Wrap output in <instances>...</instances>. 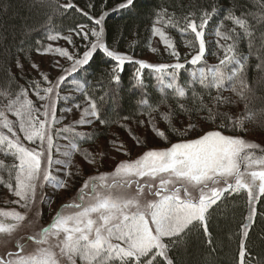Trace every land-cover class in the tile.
<instances>
[{"label": "snow or ice", "instance_id": "obj_1", "mask_svg": "<svg viewBox=\"0 0 264 264\" xmlns=\"http://www.w3.org/2000/svg\"><path fill=\"white\" fill-rule=\"evenodd\" d=\"M133 5L134 0H124L118 7L128 8ZM62 7L71 9L74 5L67 3ZM216 11L215 7H212L211 12L204 11L199 23L191 13L183 18L184 23L180 31L190 30L199 43L198 51L190 61L193 65L201 62L206 51L204 29ZM103 18L101 15L95 19V24L102 25ZM156 18L153 34L159 35L163 43L172 49L171 54L178 56L171 38L155 25L162 22L177 27L179 20L168 14L166 9L158 11ZM225 18L239 26L243 36L253 35L247 20L236 16L234 12L230 11ZM261 19H264V14ZM89 32L95 40L89 41L82 56L76 57L67 48H54L51 44L45 51L55 52L72 60L71 69L64 71L76 72L81 66L89 63L97 50H102L107 57L117 62L111 76L118 82L117 73L122 70L125 61L132 60V57L112 50L105 44L102 26L98 30L91 28L88 32L80 26L76 34L88 39ZM217 35H221L219 30ZM223 35L225 39L233 41L225 48L224 58L208 70L210 76L201 69L198 74L192 73V80L188 83V87L192 88V97L199 102L191 109L184 104H178L181 112L189 114V123L183 129H178L172 124L171 112L161 113L170 131L180 138L176 142L169 140L166 131L157 127L149 112L148 123L151 131L158 138L167 141L168 146L148 148L135 159L120 161L112 172L89 176L77 189L76 196L61 205L47 226L42 227L35 235L22 237L24 243L17 240L16 251H8L0 256V264H174L169 255L171 249L182 243L184 237L193 229H202L204 234L209 236V244L212 243L209 233V210L225 193H239L242 190L247 193L249 211L240 225L238 264H248L245 258L247 256L250 259L251 254L248 252L246 241L257 214L252 205L264 196V154L257 155L254 151L259 145L240 136L225 134L229 124L188 138L189 134L197 129L194 121L199 112H207L206 116L200 117L204 121H214L226 115L218 110L213 112V109L204 103L203 96L192 87L193 84L198 82L204 89L219 90L224 87L226 80L242 77L245 71L247 57L237 54V40L240 34L233 28ZM59 38V33L48 37L49 40ZM62 38L72 43L71 35ZM136 63L140 66L137 73L141 69L151 68L163 74L168 68L176 70L184 67L178 62L168 65L150 64L140 60ZM229 66H232L230 72L223 70ZM17 67L23 69L19 61ZM32 67L39 69L36 64ZM256 67L258 70H264V63L257 64ZM40 75L49 85L41 87L39 80L33 82L37 101L43 102L40 107H36V103L28 97V90L19 85V92L14 95L10 91H0V97L7 101L0 107V154L11 156L14 160L10 165L0 160V171L7 172V179L0 175V184L6 185L18 198L12 203L25 210L20 212L15 209H0V236L11 235L16 231L28 212H33V209L37 218L42 216V209L35 208V205L50 202L43 191L45 185L56 190L69 188V181L79 175V170L75 173L70 170L74 163V154L80 153L88 164L96 163L95 155L88 149L81 148L76 141L77 137L91 140L95 136V133L76 131L77 125H91L100 119L95 99L84 93L86 106L83 107L79 119L63 128H55L54 125L59 120L57 102L61 99L60 88L67 77L61 75L53 82L46 73ZM169 75L172 82L166 87L174 89L176 97H186L185 87L175 83V71ZM157 79L163 86V76ZM137 82H142L139 76ZM241 84L245 89L249 87L242 78ZM78 89L83 90V86L78 85ZM239 94L243 97V90ZM212 99L216 105L229 102L219 94ZM140 104L147 105L150 109L152 107L146 99L141 100ZM75 107L80 109L81 105L77 104ZM9 113L16 119H10ZM107 123L106 120H100L101 125ZM242 123V120L235 121L231 126L233 129L237 125L242 127ZM138 124L143 126L144 121H138ZM121 126L132 134L137 145L144 143L132 128ZM18 133H22L23 139L35 146H26ZM63 133H70L71 136L62 135ZM60 139L68 140V143L60 144ZM110 143L116 145L115 140ZM117 150L130 155L123 141L117 146ZM261 152L264 153V150ZM79 167L77 166V169ZM59 174H62L63 179ZM146 194L152 198L147 199ZM29 241H34L36 245L30 251L26 250Z\"/></svg>", "mask_w": 264, "mask_h": 264}, {"label": "trees", "instance_id": "obj_2", "mask_svg": "<svg viewBox=\"0 0 264 264\" xmlns=\"http://www.w3.org/2000/svg\"><path fill=\"white\" fill-rule=\"evenodd\" d=\"M67 3H72L74 7L64 9L62 6ZM121 3L124 0H0V91H10L14 95L19 92V85L33 93V82L36 80L31 64L37 53L45 51L49 45V35L59 33L60 36H69L74 33L77 37L72 36V44L76 46L86 40L76 34L80 26L99 29L95 19L103 15L101 26L104 28L105 44L112 50L131 56L132 60L125 61L122 70L117 73L118 82L111 76L117 62L107 57L102 50H97L89 63L76 72L75 76L83 81L84 88L73 96L74 103L84 100V93H87L95 99L100 112V119L95 120L85 131L95 133L94 138L89 140L77 137L76 141L81 148L90 152L97 150L96 147L101 144L112 146L110 141L113 140L116 141V146L121 141L125 144L128 137L133 139L132 134L121 126L127 125L144 141L139 145L141 148L165 147L168 142L151 131L148 113L151 112L157 127L166 131L168 139L176 142L180 137L170 131L161 113L171 112L172 124L178 129H183L189 123V114L181 112L178 104H184L191 109L199 102L192 97V88L188 87L192 73L198 74L204 69L210 76L208 70L219 64L224 58L225 48L233 42L232 39H225L223 34L235 28L240 34L237 54L247 57L245 71L242 77L226 80L224 87L219 90L204 89L198 82L193 84L192 87L203 96L204 103L213 112L218 110L226 115L214 121H204L200 117L206 116L207 112H199L194 121L197 129L188 138L223 124H229L225 134H253L264 138V70L256 67L257 64L264 63V19H261L264 14V0H134L133 6L119 8ZM212 7L217 11L204 29L206 51L201 62L193 65L190 61L196 55L199 43L190 30L180 31L183 18L191 13L199 23L201 14L204 11L211 12ZM164 9L174 19L179 20V25L172 27L161 22L155 26L164 27L170 34L178 56L171 54V48L157 50L154 53L155 61L150 64L172 65L178 62L184 67L176 70L168 68L163 74L151 68L141 69L137 73L140 66L136 61H145L153 47L152 29L157 19L156 13ZM230 11L247 20L253 34L251 37L243 36L242 29L225 18ZM218 30L221 35H217ZM81 51L84 49L81 48ZM17 61L23 65V69L17 67ZM231 67L223 70L230 72ZM173 71L176 75L175 83L186 89L187 95L184 98L176 97L175 90L166 87L172 82L169 74ZM138 76L141 83L137 82ZM159 76H163V86L157 79ZM241 78L249 86L247 89L241 84ZM242 90L243 97L239 94ZM218 94L229 102L216 105L212 97ZM144 99L152 106L151 109L140 104ZM6 102L4 97H0V107ZM63 105V101L59 103V112ZM125 117L128 119H124ZM100 120L108 123L101 125ZM141 120L144 121L143 126L138 124ZM239 120L243 121L242 127L237 125L233 129L231 124ZM83 159L80 153H76L73 164L76 166ZM0 160L10 165L13 158L0 154ZM72 172L75 173L76 170ZM0 175L7 179L6 171H0ZM77 177L72 178L74 182L71 181L75 185L79 180ZM3 185L0 184L1 193ZM255 208L257 214L246 241L251 258L246 256L245 259L248 264H264V196L256 201ZM248 211L246 191L225 193L209 210L212 243L209 244V236L202 229H193L184 237L182 243L171 249L169 255L174 264H238L240 225Z\"/></svg>", "mask_w": 264, "mask_h": 264}, {"label": "rangeland", "instance_id": "obj_3", "mask_svg": "<svg viewBox=\"0 0 264 264\" xmlns=\"http://www.w3.org/2000/svg\"><path fill=\"white\" fill-rule=\"evenodd\" d=\"M99 27H101V25ZM156 27L161 28L164 31V33L171 38L170 34L164 29V27H161L159 25ZM84 31L88 32L89 29L84 28ZM71 36H74V38L77 37L74 33H72ZM60 37L61 38L57 40H50L49 44H51L54 48L56 47L67 48L68 51L76 57L82 56L83 52L87 50L90 40H95V37H92L89 32L88 39L83 40L80 43L76 44V46H74L72 43H68L65 39H63L62 37L64 36H60ZM152 45L153 47L150 50L149 56L145 59V62L147 63H153V61H155V57H154L155 51L157 52V50L160 51V50L168 49V47L163 43L162 38L159 35L153 34ZM81 48L84 49V51H81ZM153 49H155V51ZM72 63H73L72 60H69L66 57H62L55 52L43 51L37 53L36 57L34 58V61L31 64V69L34 71L35 80L40 81L41 87H47L49 85L47 84V82L43 80L40 73H46L49 80L53 82H55V80L61 75H65L67 77V79L65 80V82L62 83L60 88L61 99H59L57 102V117L59 118V120L54 125L55 128H63L65 125L72 124L73 121L79 119L83 107L86 106L85 99L77 103H74L72 99L75 94H78L81 91L78 89V85H82L84 88L83 81L75 76L76 72L79 71V69L82 66L76 72L64 71L65 69L70 70ZM33 64L38 65L39 69L38 70L34 69L32 67ZM28 97L32 99L34 103H36V107H40V104L43 103L37 101V97L35 96L34 92L33 93L28 92ZM64 97L67 98L65 99ZM62 101L64 105L62 107L61 112H59V103ZM77 104L81 105L80 109H77L75 107V105ZM68 109H71V111L69 112ZM8 115L10 119L13 120L16 119V117L13 116L11 113H9ZM91 125H82V126L77 125L76 131L85 132ZM213 129L215 128L206 129L205 131L213 130ZM18 134L20 135L21 140L25 143L26 146L28 147L35 146L29 144L26 140H24L22 133H18ZM62 135L71 136L70 133H66V134L63 133ZM235 136L243 137V139H245L246 141H250L259 145V148L254 151L256 152L257 155L264 154L261 152V150H264V138L253 134H249L246 136H241V135H235ZM58 143L67 144L68 140L60 139ZM125 146L130 151V155H125L122 151H118L116 145L106 146L104 144H101L100 146L96 147L97 150L92 152L96 157L95 164H88L85 162L84 159L79 161L76 166L75 164H73L70 170L72 171L76 170V172L77 170H79V175H78L79 178L77 176L73 177V178L77 177L79 179L78 182H76V185L73 183L74 182L73 179L69 181V188L67 189L61 188L59 190H56L49 185H45L43 191L45 195L50 199V202L44 204L37 203L35 205V208L42 209V216L37 218L33 214L35 210L33 209V212H28L26 219L23 222H21V224L18 226L16 231H14L11 235L0 236V256L5 255L8 251H16L15 245L17 240H20L21 243H24L25 241L21 239L22 237L26 238L27 236L35 235L40 231L42 227L47 226L51 222L56 212L60 209L61 205L67 203L69 200H71L73 197L76 196L77 189L80 188L84 180L87 179L89 176L98 175L99 173H104V172H112L115 166L120 161L135 159L136 157H138L140 154H142L144 151L148 149V148L146 149L141 148L139 145H137L134 142L132 138L129 137L125 142ZM151 148H162V147H151ZM54 155H56L55 152ZM13 162L14 160L11 163ZM77 166H80L79 169H77ZM59 175H61V178L63 179L62 174ZM72 180L73 182H71ZM3 186H4L2 188L3 191L2 193L0 192V209H3L5 211H10L12 209H15L17 211L24 212L25 210L23 208H21L19 205L15 203H12L18 198L9 191L6 185ZM133 191H135V189H133ZM146 198L151 199L152 197L146 194ZM256 201L253 203L252 206L255 207ZM6 222H11V221H6ZM35 247L36 245L34 241H29L27 242L26 250L30 251Z\"/></svg>", "mask_w": 264, "mask_h": 264}]
</instances>
